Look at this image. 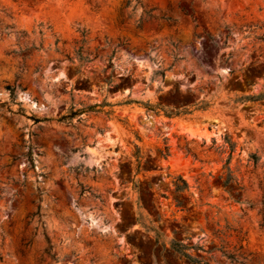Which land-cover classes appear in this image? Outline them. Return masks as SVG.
I'll use <instances>...</instances> for the list:
<instances>
[{
	"label": "rangeland",
	"instance_id": "rangeland-1",
	"mask_svg": "<svg viewBox=\"0 0 264 264\" xmlns=\"http://www.w3.org/2000/svg\"><path fill=\"white\" fill-rule=\"evenodd\" d=\"M263 91L264 0H0V264H264Z\"/></svg>",
	"mask_w": 264,
	"mask_h": 264
},
{
	"label": "trees",
	"instance_id": "trees-1",
	"mask_svg": "<svg viewBox=\"0 0 264 264\" xmlns=\"http://www.w3.org/2000/svg\"><path fill=\"white\" fill-rule=\"evenodd\" d=\"M263 100H264V91L258 96H248V97H244V98L240 99V101H246V102H256V101H263ZM96 106L97 105H95L94 107H96ZM145 108L148 111H153L152 107H150L149 105H146ZM204 108H205V106L201 107L200 109H204ZM170 115H175V114L171 113ZM166 117H169V116H166ZM228 147H229V150H228L229 156L226 159L224 166H223V169L226 170L225 177L223 180H221V178H220L221 185L224 188H231L232 184L234 183V179L230 176V173L227 169V166H228L229 160H230V154L232 153L233 146H232V144H229ZM160 155L162 157H165L167 155V149H164V151L160 152ZM252 159H253V164L255 165L256 159L254 157H252ZM30 162H31V160H30ZM179 182L181 184H176V183L174 184L175 192H177V193L182 192L186 189V183L180 179H179ZM263 190H264V187H263ZM261 205H262V208L264 209V201L261 202ZM177 207H179V206L177 205ZM171 250L178 253V254H181L182 256L187 258L188 260L190 259V258H188V256H186L185 254L182 253L181 245L179 243L172 242L171 243ZM227 258H229V257H227ZM0 262H1V258H0ZM194 264H196L195 260H194Z\"/></svg>",
	"mask_w": 264,
	"mask_h": 264
}]
</instances>
